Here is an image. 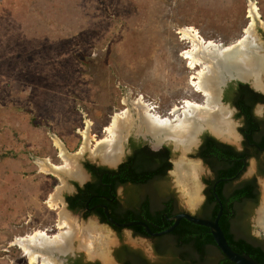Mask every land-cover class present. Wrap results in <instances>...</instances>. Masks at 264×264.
Returning a JSON list of instances; mask_svg holds the SVG:
<instances>
[{"label":"rangeland","instance_id":"rangeland-1","mask_svg":"<svg viewBox=\"0 0 264 264\" xmlns=\"http://www.w3.org/2000/svg\"><path fill=\"white\" fill-rule=\"evenodd\" d=\"M250 23L253 36L247 35ZM194 34L220 50L247 38L264 55V0H0V264H65L67 253L44 247L36 249V260L29 261L19 241L36 230L45 231L52 241L67 235L69 249L65 252L84 250L89 256H96L92 253L99 250L109 252L102 238L113 237V247L117 237L93 218L73 217L80 228L95 224L92 253L80 247L81 231L75 224L59 225L60 211L71 215L65 211L62 194L77 177L74 170L86 175L85 161L109 168L122 162L125 139L132 128L137 135L145 134L151 145L158 140L160 146L162 136L192 147L185 153L170 143L174 156L162 187L170 186L179 204L190 212L200 210L205 170L188 153L194 152L193 140L206 125L198 123L203 125L200 133H196L198 125L189 139L179 140L165 134L155 137L140 119L144 106L149 114L175 124L191 110L186 103L200 109L211 106L212 113H222V120L232 118L229 104L219 101V84L214 85L216 99L209 104L207 94L196 89L194 81L206 67L202 61L190 65L185 56L193 48ZM126 111L129 130L122 132L116 145L115 161L108 162L94 154L95 146L110 137L107 127ZM226 123L235 128V123L234 127ZM55 140L71 159L73 171L58 169L65 162ZM43 162L51 164L53 171L42 170ZM115 162L116 166L111 165ZM191 162L198 166L193 176L186 171ZM254 169L255 162L250 161L249 176ZM195 184L197 198L189 202ZM258 184L254 209L264 178H258ZM51 195L55 204L50 203ZM254 209L248 218L249 234L264 242V228L253 220ZM121 234L126 243L149 250L150 241L130 239L123 230Z\"/></svg>","mask_w":264,"mask_h":264},{"label":"flooded vegetation","instance_id":"flooded-vegetation-1","mask_svg":"<svg viewBox=\"0 0 264 264\" xmlns=\"http://www.w3.org/2000/svg\"><path fill=\"white\" fill-rule=\"evenodd\" d=\"M240 82L246 84L248 88L252 89L254 92L262 95L263 100L254 102L255 96L245 97V95H243L245 99V105H243L246 108L237 104H233L231 100H233L240 92V89H238V83ZM218 93L220 98L219 101L221 103L223 102L229 104V107L231 108L233 115L232 118L228 119L227 116H225L223 121H229L232 127H234L233 123H235V128L233 129L236 138H229L227 135L226 137L228 138H226L225 134L216 133L211 127L206 125V128L200 133L198 137H196L197 139L195 141L193 140L195 144L194 152L188 154L200 160L205 170L202 176V181L204 184V199L199 209L202 208L206 200L205 190L207 189L208 184L205 182V180L213 179L216 176V171L223 165V160L218 154H208L206 156L202 155L204 154L203 145L205 142V136L212 137L221 145L230 146L233 152L240 155L237 159V162L241 161L242 165L241 168L240 166L237 168V172L235 174L237 179L231 177L234 178V180H231L233 181V184H238L241 180L254 179L259 192L258 178H264V80L262 81L261 86H258L254 83L251 77H248V79L245 81L239 79H230L221 86V89L218 91ZM227 96H229L230 100H225V97ZM221 105L224 107L223 104ZM261 108L263 111H260ZM246 109L250 111V116L246 114ZM149 135L151 134H146V136ZM144 137L145 134L144 136L142 133L137 135L132 128L130 134L125 139L126 153L122 162H120L114 168H109L85 161L82 168L86 172V175L81 178L74 176V179L71 180L69 187L66 188V191L62 194V200L65 202V211H68L72 217L76 216L82 220L93 218V222H96V224L107 226L114 231L115 235H117L119 238L118 244L114 245L111 251V257L115 264H162L165 262L166 258L157 253L158 249L160 248L166 251H174V246L171 241H164V239L161 240V238H159L167 235L168 233L161 235H149L147 234L144 227L143 228L145 232L143 233L133 230V226L130 228L129 238L133 239L135 237L145 242L150 241L149 250H145L142 245L139 244H131L129 242L126 243L125 241L121 240L122 229L115 228V226L109 221L110 218L114 219L113 214L122 215L128 211H132L139 216L138 219L134 220L145 221L149 225L151 231L157 232L168 227H165L167 224L166 221H168V217H171L168 216L166 212L161 211L163 209L164 202H170L172 200V205L174 211L176 212L173 215L184 211L190 212L179 204L174 190H172V188L167 184L166 186L162 187V183H160V187L156 188L154 183L139 184L128 181L126 184H119L113 187L108 181L105 180L114 175L115 171H110L118 169L120 164L129 161L131 158L133 160L134 157L137 159L140 150L145 147L148 151L168 149L169 160L171 162V158L174 156V150L170 143H164L165 141H163L161 138L162 136H160V140L162 141L161 145L158 146L159 141L155 140V138L152 139L157 141L156 144L151 145V143L146 141ZM223 147L224 146H222V149ZM191 148L192 147L190 146L189 150ZM250 161L255 162V169L251 176H249V172H246L247 165ZM170 169L167 171V176ZM241 176H243V178H241ZM104 177L106 178L104 179ZM214 183L212 184L213 193H215L213 190ZM119 189H121V192H118ZM223 190L226 192L227 187L224 186ZM102 205L107 206L108 216L105 214ZM233 208V211L227 214L229 215L230 229L237 235L240 234V218H242L240 203L238 207L237 205H234ZM253 209H249L251 210L250 213L253 212ZM158 214L160 219L156 218L158 217ZM192 214L196 215L197 212H193ZM79 218L77 219L78 221ZM248 218H245L242 222L249 225L248 222L250 218ZM85 253L86 252L84 250L75 253L67 252L66 257L63 258L64 263L75 264L77 260H80L83 264H101V260L98 256L88 259L86 258ZM117 253H119L121 260L117 258ZM166 257L169 258V256Z\"/></svg>","mask_w":264,"mask_h":264},{"label":"trees","instance_id":"trees-1","mask_svg":"<svg viewBox=\"0 0 264 264\" xmlns=\"http://www.w3.org/2000/svg\"><path fill=\"white\" fill-rule=\"evenodd\" d=\"M238 85L240 92L231 100L233 104L245 107L243 95H245V97L255 96L254 102L263 100L262 95L249 89L246 84L240 82ZM225 100H230L229 96L225 97ZM246 114L248 116L251 115L249 110L246 111ZM204 139V154L202 155L218 154L223 160V165L216 171V176L213 179L205 180L208 184L205 190L206 200L196 216L214 219L218 211V203L212 192V184L215 180L222 179L215 187V193L219 196L223 206V212L219 218V225L232 249L239 253L247 254L258 263L264 264V242L252 237L249 234V225L242 222L245 218L247 219L250 216V211L258 202L259 192L255 180H241L238 184H233L231 180H224L225 178L231 177L237 179L235 176L237 168L238 166L241 168L242 165L241 161L237 162L240 155L233 152L230 146L221 145L212 137L205 136ZM222 146H224L223 149ZM170 168L171 162L169 160L168 149L148 151L145 147L140 150L137 159L134 157L133 160L131 158L129 161L120 164L118 169L110 171H115L113 176L107 179L104 177V179L113 187L132 181L133 183L139 184L154 183V186L159 188L161 185L160 183L165 182L167 171ZM224 186L227 187L226 192L223 190ZM239 203L240 211H242V218H240V234L236 235L230 229L229 215L227 213L232 212L234 209L233 206L237 205L238 207ZM161 211L166 212L168 216H172L176 213L172 205V200L170 202H164ZM113 217L116 221L120 222L139 218V216L132 211H128L122 215L113 214ZM156 218L160 219L159 214ZM166 222L167 224L165 227L172 223L169 220ZM115 228L119 229V227ZM132 229L138 232H145L144 228L141 226H133ZM159 238H161V240L164 239V241H171L174 246V251L158 249L157 253L166 258L165 262L162 264H235L219 251L208 227L191 222L185 218H182L171 232ZM166 256H169V258ZM117 258L121 260L119 253H117ZM75 264L83 263L77 260Z\"/></svg>","mask_w":264,"mask_h":264},{"label":"bare ground","instance_id":"bare-ground-1","mask_svg":"<svg viewBox=\"0 0 264 264\" xmlns=\"http://www.w3.org/2000/svg\"><path fill=\"white\" fill-rule=\"evenodd\" d=\"M255 11V6L253 5L250 9V13ZM252 15V13H251ZM253 22V21H252ZM252 29H253V23H250L249 27L247 28V35H252ZM195 35V34H194ZM191 36V39L193 40V48L191 50H186L185 56L189 59V64L194 65L198 62H204L206 71H200L197 77V80L194 81V84L196 86V89L203 90L208 97L209 104L210 101H214L216 98L212 94V91L214 90L213 87L216 84H219L221 79L223 78V74L217 69H213L212 64H210L212 61H218L221 62L222 65H224L226 68H228L230 65H232L233 72L240 77H253V81L258 86L262 84L263 79V59L260 55H257L255 52H253L251 45H246V42H248L247 38H244L242 41L236 43L235 45H238V49L231 50L230 52H227L226 50L232 48L226 47L223 49H216V45L212 41H206L204 42L202 39H197L196 35ZM188 37V36H187ZM226 51V52H225ZM230 64V65H229ZM214 105H218V102H215ZM208 106V105H207ZM187 111L183 114V117L180 118L178 122L175 124H170V120L168 119H162L156 115L149 114L148 110L144 108V106H141V110L143 113V116L141 119L142 124L145 126L146 130L150 133H152L155 137H158L160 134H165L167 136L172 135L173 137L177 139H189L191 134L190 131H193L196 129V127L199 125L198 123L202 122L205 125L210 126L215 132L217 133H223L229 137V138H236L235 132L233 129L228 125L226 122L222 120V113H212L211 106L206 109H200L198 105L192 104V103H186ZM176 107L173 109V111H176ZM193 109V110H192ZM190 118L193 119L192 122H189ZM194 118H196L197 121H194ZM200 118V121L198 122ZM120 119H122L120 121ZM129 124H130V116L128 112H124L122 117L116 115L113 119L110 126L107 127L108 132L110 133L109 138H105L103 140L97 141V144L95 146L94 154L99 155L102 159L107 160L108 162H114L116 150V145L120 143V139L122 136L123 131L129 130ZM224 136V135H223ZM84 137H87V131L84 132ZM226 137V138H228ZM55 145L59 148L60 156L64 158V166H60L58 169H65L66 171H73V163L71 162V159L66 156L63 152V147L60 142L57 140L54 141ZM86 145V143H85ZM82 147V146H81ZM51 164L47 162H43L41 164L42 170L45 172L53 171ZM178 168V167H177ZM198 166L196 163H190L187 170L188 172L193 174H196L198 172ZM77 177H83L82 172L79 169L74 170ZM184 172L183 174L189 173ZM190 175V176H191ZM186 180V179H184ZM182 181V180H181ZM183 183V182H182ZM197 190L198 185L195 184L189 195V202H193L197 198ZM187 192V189H186ZM187 195V194H186ZM56 198L54 196H50V203L55 204ZM60 215V221L59 225H74L78 227L79 231V238L82 239L80 242V247H85V249L88 252L95 251V239L94 236L96 235L94 233L95 224L89 223L88 225L82 226V228L79 227V224H76L75 218L73 220V217L69 215L67 212H64L63 210L59 212ZM259 218L261 221L264 220V203L262 204V208L260 210ZM73 226V227H75ZM72 227V226H71ZM75 230V228H72ZM84 229V230H82ZM74 230L70 231L73 232ZM69 231V230H68ZM70 232H68L70 234ZM74 233V232H73ZM76 234V233H75ZM100 234V233H99ZM67 236V235H66ZM65 235L61 237H58L56 241H52L49 239V237L46 235L45 231L43 230H36L34 233L26 235L23 239L20 240L19 243L21 244V247L23 248V251L26 252L29 256V261H34L37 258V255L35 252L37 250H41L42 247L45 249L50 250H57L65 252L69 249L68 247V238ZM105 238L102 244L109 245L110 243L113 244L114 240L113 237L110 235H105ZM70 241V240H69ZM80 241V240H79ZM101 243V242H100ZM101 244V245H102ZM103 245V246H104ZM98 246V245H97ZM102 249V248H101ZM35 250V251H34ZM108 253V252H106ZM104 250H99L95 254L96 256H99L102 259L103 264H112L111 259L109 258L108 254H106ZM47 260V258H46ZM49 262V261H48ZM48 262H42L41 264H47Z\"/></svg>","mask_w":264,"mask_h":264},{"label":"water","instance_id":"water-1","mask_svg":"<svg viewBox=\"0 0 264 264\" xmlns=\"http://www.w3.org/2000/svg\"><path fill=\"white\" fill-rule=\"evenodd\" d=\"M245 42H246V45L248 46L249 43L247 41H245ZM237 46L238 45H235V46H233L232 48H230V49H228L226 51L227 52H230L231 50H235L236 51L238 49ZM250 48H252L253 52H255L257 55H260L261 58L263 59L262 67H263V70H264V55H262L260 53V47H257L256 44L253 43ZM211 64L213 66V69H217V70H219L221 72V74H223V78L219 82L218 90L221 89V86L223 84H225L227 82V80L239 79V80L245 81V80L248 79V77L245 78V77L237 76L233 72L232 65H230V64H229L230 66L228 68H226L224 65H222L220 61H218V63L216 61H212ZM228 119H230V118H228ZM170 124H172V121H170ZM202 126H203L202 124H201V127L199 125L200 128H198V131L196 133H200ZM203 127H206V126H203ZM166 140H168L167 141L168 143H171L172 145H174V147L176 149L180 148V149H183V151L184 150L188 151L189 148H190L189 144H185V143H181V142L174 143V141H173V139L171 137L163 138V141H166ZM111 165L116 166V162L114 164H111ZM241 178H243V176H241ZM224 180H226V181L234 180V178H225ZM220 181H222V179H217L215 181L214 187H213L214 192H215V184L217 182H220ZM237 181H235V182H237ZM263 190H264V187H261L260 188V200H259L258 206L254 209V219L253 220H255L258 224H260L264 228V220L261 221L259 219L260 210L262 208V204L264 203V191ZM214 195H215V199H216V201L218 203V211H217L214 219L205 218V217H198V216L192 214L191 212H187V211L179 212V213H177V214H175V215H173L171 217H168V220L172 222L170 224V226H168L167 228L161 229L160 231H157V232L151 231V229L149 228V225L143 220H131V221H126V222H119V221H116V220L110 218L109 221L115 227H119L123 231H125V234L127 235V237H129L130 236V228L132 226H137L138 225V226L144 227L146 232H147V234H149V235H161V234H166V233L171 232L177 226L179 221L182 218H185V219H187V220H189L191 222H194V223H197V224H201V225H204V226L208 227L210 233L213 236V239L215 241L216 246L219 248L221 253L228 260H230L231 262H233L235 264H260L256 260H254L252 257L248 256L247 254H242V253H239V252L235 251L229 245V243H228V241H227V239L225 237V234H224L222 228L219 225V218H220V216H221V214L223 212L222 202H221L219 196L216 193H214ZM64 204H65V202H64ZM102 206L104 208L105 214L108 216L107 206L106 205H102ZM62 236H64V235H62ZM116 237H117V235H116ZM118 242H119V238L117 237L116 240H115V245L118 244ZM112 248H113L112 245L109 244V246H108V251H109L108 254L110 256H111ZM56 252H58V253L60 252V254H63V255L67 253V252H62V251H56ZM85 254H86V258H88V259L95 258V256H89L88 253H85Z\"/></svg>","mask_w":264,"mask_h":264}]
</instances>
